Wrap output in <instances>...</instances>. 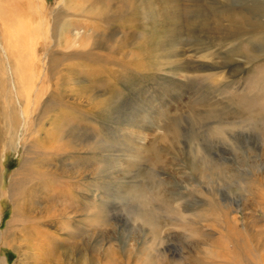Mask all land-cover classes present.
<instances>
[{"label": "rangeland", "instance_id": "rangeland-1", "mask_svg": "<svg viewBox=\"0 0 264 264\" xmlns=\"http://www.w3.org/2000/svg\"><path fill=\"white\" fill-rule=\"evenodd\" d=\"M0 63V264H264V0H0Z\"/></svg>", "mask_w": 264, "mask_h": 264}, {"label": "bare ground", "instance_id": "bare-ground-1", "mask_svg": "<svg viewBox=\"0 0 264 264\" xmlns=\"http://www.w3.org/2000/svg\"><path fill=\"white\" fill-rule=\"evenodd\" d=\"M66 6V5H65ZM80 6H83V5H81V4H78L77 6L75 5V10H74V12L77 10V8H80ZM82 10V9H81ZM85 9H83V11L81 12L82 13V16H85V17H87V15L86 14H88V10H86V11H84ZM91 11V10H90ZM124 13V12H123ZM99 14V13H98ZM100 18V17H99ZM57 20V19H56ZM55 20V21H56ZM53 33H54V31H53ZM2 40H3V42H4V35H2ZM89 46V45H88ZM95 47V46H94ZM89 48V47H88ZM95 49V48H94ZM96 51V50H95ZM91 52H93V51H91ZM33 54V53H32ZM90 54V53H89ZM99 56V55H98ZM1 60H3V59H1ZM51 62V61H50ZM1 64V63H0ZM5 64V63H4ZM4 64H2V65H0V82L1 83H3V78H2V73H4ZM20 68V67H19ZM23 74V71H21V69H20V76ZM24 75V74H23ZM20 80L21 81H25V77H20ZM43 83H45V82H43ZM4 85V84H3ZM3 85H1L0 87L2 88L3 87ZM2 90V89H1ZM0 90V91H1ZM30 91V90H29ZM29 91H26V92H28L29 93ZM1 111H3L4 112V108H2L1 109ZM137 125V124H136ZM2 151V150H1ZM0 162H1V156H0ZM0 169H1V164H0ZM20 204L21 203H19V205L17 204V206H19V207H16L17 209H18V214L20 215L21 214V208H20ZM46 215H48V214H46ZM47 218V217H46ZM45 218V219H46ZM52 218V217H51ZM53 218H55L54 216H53ZM56 219V218H55ZM39 222V221H38ZM32 224V223H31ZM40 225V224H39ZM38 227V226H37ZM34 228V227H33ZM10 235V237H11V240L10 241H12L13 239H15V238H17V234H9ZM45 239H49V237H48V235L45 237ZM65 249H67V248H65Z\"/></svg>", "mask_w": 264, "mask_h": 264}]
</instances>
